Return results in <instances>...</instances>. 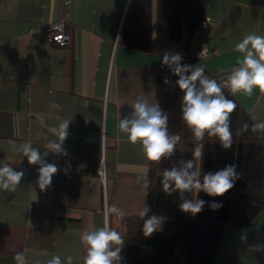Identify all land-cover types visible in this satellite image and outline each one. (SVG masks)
Returning a JSON list of instances; mask_svg holds the SVG:
<instances>
[{
	"label": "crops",
	"instance_id": "obj_1",
	"mask_svg": "<svg viewBox=\"0 0 264 264\" xmlns=\"http://www.w3.org/2000/svg\"><path fill=\"white\" fill-rule=\"evenodd\" d=\"M128 2L0 0V161L24 172L14 192L0 191V264H16L17 252L26 264L57 255L62 264L69 256L84 264L81 234L118 224L119 216L105 215L114 178L147 169L141 145L119 129L137 97L154 103L157 71L154 54L118 44ZM205 15L207 27L194 43L207 53L206 68L220 76L236 66L235 45L244 36L264 35V0H209ZM60 20L64 46L46 32ZM235 97L254 123L264 122V93ZM65 120L61 141L52 129ZM13 142H30L56 164L50 185L39 187L40 165L29 164ZM211 264H264V210L247 227L223 229Z\"/></svg>",
	"mask_w": 264,
	"mask_h": 264
},
{
	"label": "trees",
	"instance_id": "obj_2",
	"mask_svg": "<svg viewBox=\"0 0 264 264\" xmlns=\"http://www.w3.org/2000/svg\"><path fill=\"white\" fill-rule=\"evenodd\" d=\"M209 0H129L124 15L119 16L118 44L140 53L157 57L154 103L168 114L170 134H178L181 141L175 154L159 163L148 160L147 169L139 175H116L111 186L107 205L118 207L122 215L118 224L111 226L122 236L120 264H211L218 242L226 226L244 228L249 226L264 210V132L249 130L240 133L242 124H254L250 115L230 91L223 88L228 99L235 100L237 109L231 116L233 145L223 149L215 137L205 136L203 157L195 159L192 153L197 142L182 119L183 93L176 85L177 76L162 64L165 51L179 52L182 63H203L196 56L201 44L194 38L206 18ZM205 75L221 83L219 76L205 66ZM167 79L168 83H165ZM153 103V104H154ZM194 160V169L201 178L225 165L235 164L240 178L223 196H209L204 192L185 193V198L201 199L206 203L194 216L180 210L181 194L167 195L162 191V172L180 166V161ZM149 185L145 186V177ZM222 205L213 209L211 204ZM146 206L148 216L163 217L159 230L145 236L143 219L139 212ZM114 226V227H113Z\"/></svg>",
	"mask_w": 264,
	"mask_h": 264
},
{
	"label": "clouds",
	"instance_id": "obj_3",
	"mask_svg": "<svg viewBox=\"0 0 264 264\" xmlns=\"http://www.w3.org/2000/svg\"><path fill=\"white\" fill-rule=\"evenodd\" d=\"M235 50L240 54L236 59V66L231 67L226 81L221 84L216 79L205 75V66L183 64V56L179 52L165 51L162 64L170 68L182 96L181 113L182 119L191 131L197 142L192 156L201 160L203 157V144L199 143L205 136L218 139L221 147L225 150L233 145V133L231 131V116L237 109L235 100L228 99L223 88L227 87L233 96L244 94L252 96L258 89L264 93V35L255 33L247 34L235 45ZM165 83H168L165 79ZM51 107L58 109V104ZM134 111L129 116H122L119 121V129L127 135L132 144L139 143L145 158L151 162L159 163L165 158H171L175 154L176 146L181 141L178 134H170L168 129V114L163 112L158 103L150 104L144 97H137L133 104ZM69 121H62L57 133L60 140L64 141L68 135ZM257 132L264 130V122L254 123L251 126L245 122L242 124L240 133L249 130ZM61 143L50 142V147L62 151ZM14 151H22L27 157L28 163L40 165L39 187L41 189L50 185L52 177L58 168L54 163L46 162L38 148H33L30 142H25L16 147ZM194 169V160L180 161V166L165 169L160 181L162 191L167 195L180 193L182 202L179 207L185 213L193 216L202 211L205 201L201 199H187L185 193L204 192L209 196H223L233 188L236 179L240 176L236 171L235 164L225 165L224 168L215 172H208L201 178ZM24 177L23 171H17L6 162L0 161V191L14 192ZM148 177H145V186L149 185ZM222 205L213 203L211 207L217 209ZM150 208L145 207L139 212L143 219L148 216ZM115 213L122 215L121 210L115 205H105V215ZM163 223V217L155 214L148 216L143 223L145 236H151L159 230ZM81 242L86 246L84 264H120V252L124 240L120 233L111 229L107 223L104 226L85 230L81 234ZM16 264H26V257L22 252H17L13 257ZM68 264H72V257H67ZM47 264H62L60 257L54 256Z\"/></svg>",
	"mask_w": 264,
	"mask_h": 264
},
{
	"label": "built area",
	"instance_id": "obj_4",
	"mask_svg": "<svg viewBox=\"0 0 264 264\" xmlns=\"http://www.w3.org/2000/svg\"><path fill=\"white\" fill-rule=\"evenodd\" d=\"M207 24H208V21L204 19L201 23L200 29H205L207 27ZM64 27H65L64 20H60L46 27V32L50 40L59 46H64L68 43V36L64 30ZM196 56L200 59H204L205 57H207V53L205 52L204 47H201L196 52ZM229 71L219 76V79L221 80V84H223L226 81ZM224 88L229 91L227 87H224ZM98 171L100 172V168Z\"/></svg>",
	"mask_w": 264,
	"mask_h": 264
}]
</instances>
